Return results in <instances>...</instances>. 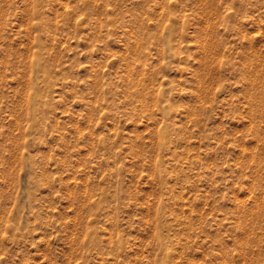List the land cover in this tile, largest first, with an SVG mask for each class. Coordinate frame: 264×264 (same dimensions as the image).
<instances>
[{"label": "rangeland", "instance_id": "rangeland-1", "mask_svg": "<svg viewBox=\"0 0 264 264\" xmlns=\"http://www.w3.org/2000/svg\"><path fill=\"white\" fill-rule=\"evenodd\" d=\"M0 264H264V0H0Z\"/></svg>", "mask_w": 264, "mask_h": 264}]
</instances>
